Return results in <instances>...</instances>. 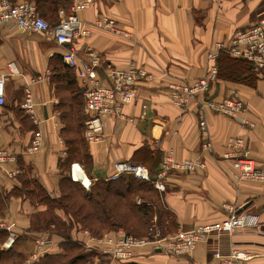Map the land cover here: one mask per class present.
<instances>
[{"label": "crops", "instance_id": "crops-1", "mask_svg": "<svg viewBox=\"0 0 264 264\" xmlns=\"http://www.w3.org/2000/svg\"><path fill=\"white\" fill-rule=\"evenodd\" d=\"M71 4L72 0H67L65 6H59V19L70 13ZM99 14L115 18L132 36L126 38L91 26ZM263 14L264 0H95L82 9L80 17L90 24L92 33L76 38L72 45L81 60H87L90 52L100 57L97 70L104 82L111 67H125L130 61L151 74L150 79L138 83L136 101L124 108L135 121L109 119L99 142L84 138L87 114L83 108L86 119L81 122L74 101L77 92H73L76 87L84 101L79 69L68 67L61 56L68 44H59L43 32L0 25V73L8 74L6 104L0 106V149L6 148L16 156L14 161L0 166V196L17 190L10 195L0 219L15 222L19 232L13 246H6L8 234L0 238V248L17 247L25 256L24 264L37 249L38 238L47 239L44 255L63 253L64 235L32 230L35 215L50 207L44 200L28 195L27 189L37 182L51 198L59 199L64 179L91 189L100 179L110 180L115 162L129 159L144 165L153 180L152 195L146 201L153 207L151 220L170 228L173 234L180 228L220 221L231 207L259 215L261 229L242 230L231 240L224 237L222 246L228 248L233 243L251 254L249 264H264V183L237 184L226 171L230 161L223 158L228 137L241 135L252 157L264 162V69L255 70L253 85L224 77L213 82L209 98L220 100L231 89H237L246 110L238 118L206 111L214 143L210 150L201 147L196 101L181 108L172 102L168 90L171 82L205 76L213 63L208 58L213 43L229 40L236 30L250 27ZM10 62L16 63L18 73L9 71ZM26 87L32 92L36 119L23 106ZM247 121L254 126H248ZM37 133L41 134L40 146L30 151ZM170 150L178 159L201 157L207 166L159 177L162 158ZM85 152L90 158L87 168ZM75 172L80 180H75ZM154 181L159 182V187ZM139 201L143 199L137 196L136 203ZM55 212L63 221L65 216L68 221L72 219L63 208L57 207ZM103 233L117 237L126 231L118 227ZM68 236L89 253L88 264H98L101 254L84 245L90 242L86 232L75 227ZM216 244L217 239L212 238L191 255L183 256H170L146 245L136 251L131 261L217 264L212 253ZM102 258H108L106 264L124 263Z\"/></svg>", "mask_w": 264, "mask_h": 264}, {"label": "built area", "instance_id": "built-area-1", "mask_svg": "<svg viewBox=\"0 0 264 264\" xmlns=\"http://www.w3.org/2000/svg\"><path fill=\"white\" fill-rule=\"evenodd\" d=\"M94 2L95 0H72L70 13L62 16L56 24H51L39 13L37 4L32 0H0V25L43 32L53 37L59 44H68L61 56L68 67L79 69L78 79L84 92L83 108L87 114L83 133L88 142H99L103 139L109 119L135 121V118L128 115L124 108L136 101L138 83L151 78V74L145 68L138 66L135 61H130L125 67H111L107 73V81L104 82L97 70L101 61L97 54L90 52L87 60H81L78 57L72 44L78 37L89 36L92 33L91 26L109 30L126 38L132 36V33L123 28L115 18L105 14H99L91 26L83 21L80 11ZM221 52L250 61L256 70L264 69V14L250 27L236 30L229 40H218L213 43L208 52V58L213 63L205 76L193 81H175L168 85L172 102L177 106L186 108L193 100L198 104L203 150H210L214 146L206 117L207 110L232 118H238L246 110V103L237 89H231L229 94L220 100L209 98L207 95L218 77L217 58ZM8 69L11 73L19 72L14 62L8 64ZM7 76L6 73H0V106L6 104ZM25 92L23 106L35 118L32 92L29 87L25 88ZM245 123L250 127L254 126L253 122ZM40 143L41 134L37 133L29 150H36ZM225 146L223 158L230 161L226 171L234 182L237 184L245 181L264 183V162L260 163L252 157L250 147L243 136L228 137ZM15 159L13 152L6 148L0 149V166ZM206 166V161L201 157L178 159L174 151L170 150L162 158L159 177L165 178L172 171L203 170ZM126 173L144 180L151 179L144 165L129 159L115 162L109 179L117 180ZM154 183L159 187V182L154 181ZM261 226L259 215L231 207L229 214L220 221L198 224L191 229L180 228L171 235H163L160 227L155 224L150 226L148 235L145 237L128 233H122L117 237H111L106 233L93 235L88 230H84L90 236V242H85L84 245L103 256L126 262L136 255L137 250L146 245L170 256H183L191 255L200 244L216 238L217 244L212 249V253L218 261L217 264H249L251 259L249 252L234 246L232 242L228 248H224L222 239L228 237L231 240L237 232L261 229ZM0 230L8 232L6 246H13L19 236L15 222L0 219ZM46 242L47 239L43 238L36 240L37 249L26 259V264H34L44 255Z\"/></svg>", "mask_w": 264, "mask_h": 264}, {"label": "trees", "instance_id": "trees-1", "mask_svg": "<svg viewBox=\"0 0 264 264\" xmlns=\"http://www.w3.org/2000/svg\"><path fill=\"white\" fill-rule=\"evenodd\" d=\"M32 1L37 4L38 11H40L44 17L48 15L59 17V6H65L67 2V0ZM217 64L218 77L229 78L236 81H246L250 85L254 84L256 69H254L250 61L242 58H235L226 52H221L217 58ZM78 91L76 87L73 88V92H77L74 96L75 103L78 98L77 95L82 93ZM84 156V163L87 168L90 164V158L86 152ZM139 180L140 181H138V178L133 174L126 173L117 180L100 179L92 185L91 189H87L85 186L81 187L82 183L66 178L62 183V194L59 199L51 198L40 184L34 182L31 189H27V194L32 198L35 197L39 200H44L49 204L50 208L44 213L35 215L32 230L53 231L65 236V241L62 243L63 253L46 254L41 257L39 262L34 264H88L89 262V253L83 252L82 244L72 240L68 236L69 231L66 226V221H63L55 212L57 207L63 208L73 220L89 229L94 235H101L105 229L118 227H123L128 234H132V230L136 231L137 228H134L133 223L130 222L134 212L136 211L141 214L139 221L142 222L143 217L144 220L147 217H151L153 211L152 205H148V202H146L147 199L151 197L150 192L152 191V184L148 180ZM67 184L74 186V188L80 186L78 187L82 192L80 201L77 200L79 195L63 192ZM16 192L17 190H14L0 196V213L6 208L10 195ZM147 192L150 194L148 195ZM134 196L136 198L140 196L143 202L137 204L136 198L134 200ZM63 198L65 201L62 200ZM143 223H145V221ZM7 234V231L3 230L0 234V238L6 237ZM24 261V254L19 252L17 247L8 250L0 248V264H24ZM123 264L139 263L130 260Z\"/></svg>", "mask_w": 264, "mask_h": 264}, {"label": "rangeland", "instance_id": "rangeland-1", "mask_svg": "<svg viewBox=\"0 0 264 264\" xmlns=\"http://www.w3.org/2000/svg\"><path fill=\"white\" fill-rule=\"evenodd\" d=\"M40 13V11H39ZM41 14V13H40ZM42 15V14H41ZM46 19L51 23V24H56L60 19H58L59 17L58 16H45ZM77 100H76V109L78 110V114H79V117L81 119V122H84L85 119H86V115L84 114V111H83V102L81 101L82 100V95L79 94L77 95ZM80 133H81V130H80ZM140 178H138V181ZM151 184L153 183V180L152 178L150 180H148ZM98 182V181H97ZM84 185L82 184L81 187H83ZM146 186H149V185H146ZM80 186H76V188H74V186H71L70 184H67L65 187H64V190L63 192H66V193H74L75 195H79V197H77V200L80 201V197L82 196V192L80 190V188H78ZM140 194V193H139ZM147 194L149 195L150 193L147 192ZM81 195V196H80ZM152 195V193H151ZM61 198V197H60ZM135 196H134V200H135ZM137 199V198H136ZM61 200V199H60ZM63 201H65V199L63 198L62 199ZM70 216V215H68ZM61 218V217H60ZM141 218V214L137 213L136 211L134 212V214L131 216V219H130V222L133 223L134 225V228H137L136 231H131L132 234L136 235V236H140V237H145L148 235V232H149V228L150 226H153L154 224L156 226H160L159 223L157 224V222L155 221H152L151 218L147 217L145 220H144V217H143V221H139V219ZM64 221H66V226L68 227V231H72V229H74L75 227H78V229H81V230H88L87 228L83 227V225H81L79 222L73 220V219H69L66 220V216H65V219ZM145 221V223H143ZM162 226V227H161ZM160 229L162 231V234L163 235H171L173 234L172 230L170 228H166L164 227L163 225H161ZM170 229V230H169ZM90 232V231H89ZM91 233V232H90ZM127 233V232H126ZM99 260L98 261V264H106V261L108 260V258H102V255L99 256ZM102 260V262H101Z\"/></svg>", "mask_w": 264, "mask_h": 264}, {"label": "bare ground", "instance_id": "bare-ground-1", "mask_svg": "<svg viewBox=\"0 0 264 264\" xmlns=\"http://www.w3.org/2000/svg\"><path fill=\"white\" fill-rule=\"evenodd\" d=\"M74 178H75V180H80L81 177L77 172H75Z\"/></svg>", "mask_w": 264, "mask_h": 264}, {"label": "water", "instance_id": "water-1", "mask_svg": "<svg viewBox=\"0 0 264 264\" xmlns=\"http://www.w3.org/2000/svg\"><path fill=\"white\" fill-rule=\"evenodd\" d=\"M246 207V206H245Z\"/></svg>", "mask_w": 264, "mask_h": 264}]
</instances>
